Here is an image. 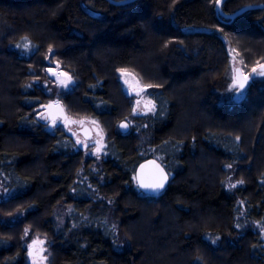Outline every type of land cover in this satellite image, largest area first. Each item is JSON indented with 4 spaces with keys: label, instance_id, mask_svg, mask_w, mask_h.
I'll return each mask as SVG.
<instances>
[{
    "label": "trees",
    "instance_id": "16d2710c",
    "mask_svg": "<svg viewBox=\"0 0 264 264\" xmlns=\"http://www.w3.org/2000/svg\"><path fill=\"white\" fill-rule=\"evenodd\" d=\"M262 2L225 0L221 8L233 13ZM216 3L0 0V181L7 191L0 213L25 212L21 223L0 220V264H28L24 224L52 238L50 264H264V79L236 103L222 102L216 89L230 66L229 45L241 67L264 63V8L225 18ZM53 62L75 78L60 96L68 114L97 119L107 133L93 170L65 126L51 131L40 118L52 97L42 81ZM121 69L149 85L143 91L155 108L139 120L148 126L146 151L138 126L118 125L133 109ZM150 157L170 174L158 194L135 180ZM83 163L88 181L80 183ZM229 165L240 180L233 190L225 185ZM59 202L73 205L75 226L58 228ZM110 203L129 248L116 246Z\"/></svg>",
    "mask_w": 264,
    "mask_h": 264
},
{
    "label": "rangeland",
    "instance_id": "374dc122",
    "mask_svg": "<svg viewBox=\"0 0 264 264\" xmlns=\"http://www.w3.org/2000/svg\"><path fill=\"white\" fill-rule=\"evenodd\" d=\"M24 44L25 42H22L20 44V48L22 50L26 49L23 46ZM22 50H20V52L24 53ZM229 55H230L229 69L227 73L221 78H219V80L217 81L216 89H217V92H218V95L221 101L224 103L231 104V103L239 102L244 97L252 81L263 80L264 76L259 74L261 71L259 69V65H254L250 68L242 67L243 72L251 77V81L249 82V84L244 90L240 89L239 91H237L236 87L234 86L235 68L237 66L241 67L242 64L240 62V59L237 53L230 45H229ZM254 68L256 69L255 73L253 72ZM49 69H51V72L49 71ZM124 70H125V73L123 74L121 73V71H119V78L121 79L123 83L124 89H126L128 94L133 99V109L126 118L119 120L118 125L120 126L122 122H125L128 126V129L130 127L138 126L137 130L138 132L141 133L140 147L142 151H146L150 147L149 141H148L149 133L147 131L148 126H147V122L140 124L139 120H148V116L153 114V111H154V110L148 111L147 108L145 107L148 101H151V100L146 97V93L144 94L143 87H148L149 85L142 82L137 77V75L131 70L129 69H124ZM47 72H48L49 78L48 80L42 81V85L46 88L47 92H49L52 95L49 101H54V100L61 101L60 96L67 93L68 91L72 89V87L75 84V78L72 76V74L69 71H67L64 67L61 66V64L57 62L51 63L47 67ZM67 78H70L68 83L66 85H62L60 81L65 80ZM125 80H127L128 83H125ZM138 92L139 94H137ZM137 101H140L139 105L137 104ZM152 105H154L153 102H152ZM134 109H136L135 112L133 111ZM45 117L46 115L44 113L42 114L41 112L40 118L44 120ZM72 118H76V117H72ZM76 119L78 123H75L71 126L64 127V128L73 135V138L76 144V149L82 150L83 155H84V161L86 159L92 161V163H90L89 169L93 170L95 164L99 162L101 158L105 156L107 133L101 126L100 121L97 119H94L92 117H77ZM85 124H89L90 127L92 128L93 136L91 139H85L81 135V133H76L75 131L76 128H80L84 126ZM60 125L64 126L63 124H60ZM46 128L51 131H54V125L50 126L49 121L46 122ZM154 158L158 159L157 157H154ZM229 166H228L227 178L225 180V185L228 189L233 190L237 185L240 184V180L236 178L237 177L235 174L236 167L234 165H229ZM85 168H86V165L85 163H83V166L78 171V177L76 179L77 182L81 183V182L88 181L86 177L83 175L85 172ZM6 197H7V191L6 189L3 188L2 182L0 181V202ZM98 198L104 199V196L100 194ZM105 202L107 201L105 200ZM101 206L102 205H100L99 208ZM73 210L74 208L72 204H69L66 202H59L56 204V206L54 207V219L56 221L58 228L64 229L67 223L70 225V227L75 226V223L72 217ZM107 218L109 220L110 226L112 227L114 240H115L117 248L119 249L129 248L131 245L130 240L127 237L124 230L121 229V227L118 224L117 218L115 217L114 205L112 203H110L108 207ZM0 220L13 223V224L21 223V222H24L25 220V212L22 211L21 209H17L9 215H2L0 213ZM238 226L237 228L240 230L241 227H238ZM23 227L24 228H23V234L21 237V241H22L23 247L25 248L26 260L28 264H50L51 262V251L50 250H51V245H52V238L48 236L46 237L40 233L33 232V228L28 224H24ZM207 237L211 238V241L214 244L218 243V240H219L218 235L209 234V236ZM35 239L39 241H43V244L36 245L34 249V254L32 256H28V250H29L28 246ZM40 249H43L42 253L39 252Z\"/></svg>",
    "mask_w": 264,
    "mask_h": 264
},
{
    "label": "water",
    "instance_id": "95a60500",
    "mask_svg": "<svg viewBox=\"0 0 264 264\" xmlns=\"http://www.w3.org/2000/svg\"><path fill=\"white\" fill-rule=\"evenodd\" d=\"M111 2L115 3V4H124V3H130V2H134L136 0H119V1H116V0H110ZM225 0H220V2L216 3V7L218 9V11L225 17V18H234L236 17L238 14L242 13L243 11L247 10V9H256V8H264V2L262 3H258V4H249V5H246L244 7H242L241 9L233 12V13H224L222 8H221V5L222 3L224 2ZM261 65H264L261 64ZM259 69L261 70L260 66H259ZM235 77L237 78H240L242 79L243 77H249L248 80L245 82V87L241 90H244L247 85L249 84V82L251 81V77L247 74H245L243 72V69L242 67L240 66H237L235 68ZM143 89L145 90L146 87H143ZM56 102L59 103V106L62 107L63 111L61 112L58 108H52V109H48L47 105L49 104H55ZM42 114L44 113L46 115V117L48 118H45L44 119V122H47L49 121V125H54L52 123V116H55V119H56V123L55 124H63L65 127H68V126H71L75 123H78L77 120L75 118H72L68 112L66 111L64 105L62 104L61 101L59 100H54V101H49L48 103L44 104L42 106ZM121 125H126L124 127H122ZM120 129L122 131H127L128 129V126L125 122H122L120 124ZM76 133H81V135L85 138V139H91L92 136H93V131H92V128L90 127L89 124H85L84 126L80 127V128H76L75 129ZM149 162H154L152 164H150ZM141 165H146V168L145 169H141ZM159 166L158 168L156 166ZM160 170L163 171V174H165L167 176V179L164 181V186L158 190H152V189H146V188H142L139 186V182H138V175L140 174H143L145 176V178H152V177H159L160 175ZM169 178H170V174L169 172L166 170V168L164 167V165L156 158L154 157H150V158H147L145 160H143L139 165L138 167L136 168V172H135V180H136V183L139 187L140 190H142L144 193H147V194H158L160 192H162L168 182H169ZM36 240V239H35ZM33 242V241H32ZM32 242L30 244H32ZM38 245V244H36ZM36 245L33 246V248L31 249V252H32V255L34 254V249L36 247ZM30 252V249L28 250V256H32L29 254ZM40 253H42L41 249L39 250Z\"/></svg>",
    "mask_w": 264,
    "mask_h": 264
},
{
    "label": "snow or ice",
    "instance_id": "6c2138e0",
    "mask_svg": "<svg viewBox=\"0 0 264 264\" xmlns=\"http://www.w3.org/2000/svg\"><path fill=\"white\" fill-rule=\"evenodd\" d=\"M217 2L219 3L220 0H217ZM25 40L27 39L26 37L24 38ZM25 48L28 47V44L25 43L23 45ZM261 71H260V75L264 76V65H260ZM49 71L51 72V69H49ZM121 73H125V70L121 69L120 70ZM253 72H256V69H253ZM66 76V74H65ZM249 77H243L242 79L234 77V86L236 87V90L239 91L240 89H243L245 87V82L248 80ZM70 80V78H67L65 80H61L60 83L62 85H66L68 83V81ZM125 83H128L127 80H125ZM142 91V90H141ZM139 94V92L137 93ZM140 101H137V104L139 105ZM48 109H52V108H58L61 112L63 111L62 107L59 106V103L56 102L55 104H49L47 106ZM145 107L147 108L148 111H153L154 110V105H152L151 101H148V103L145 105ZM134 112L136 111V109L133 110ZM48 118V117H45ZM52 123L55 124L56 123V119L55 116H52ZM82 123V121H81ZM122 127L126 126V125H121ZM237 139H239V137H237ZM79 142V141H78ZM150 164L154 163V162H149ZM157 168L159 167L158 165L156 166ZM230 167V166H229ZM146 165H141V169H145ZM138 182H139V186L142 188H146V189H152V190H158L160 188H162L164 186V181L167 179V176L165 174H163V171L160 170V175L159 177H152V178H145V176L143 174L138 175L137 177ZM36 244H43V241H39V240H33L32 244H30L28 247L30 249L29 254L32 255L31 249L33 248L34 245ZM41 251H43V249H41Z\"/></svg>",
    "mask_w": 264,
    "mask_h": 264
},
{
    "label": "flooded vegetation",
    "instance_id": "af4514ba",
    "mask_svg": "<svg viewBox=\"0 0 264 264\" xmlns=\"http://www.w3.org/2000/svg\"><path fill=\"white\" fill-rule=\"evenodd\" d=\"M77 120V119H76ZM57 125H59V124H54V126H57Z\"/></svg>",
    "mask_w": 264,
    "mask_h": 264
}]
</instances>
